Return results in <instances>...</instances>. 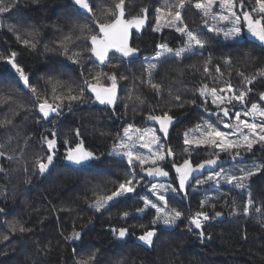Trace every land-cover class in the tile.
<instances>
[{
    "label": "trees",
    "instance_id": "16d2710c",
    "mask_svg": "<svg viewBox=\"0 0 264 264\" xmlns=\"http://www.w3.org/2000/svg\"><path fill=\"white\" fill-rule=\"evenodd\" d=\"M89 2L96 20L103 23L114 20V16L105 15L108 8L114 9V0ZM195 2L186 3L181 10L182 18L189 30L207 40L203 48L181 58L167 55L157 60L158 45H167L172 50L184 46L186 37L174 27L165 26L167 6L177 0H125L126 20L142 15L141 9L149 12L147 28L132 40L138 58L124 60L112 53L107 63L99 66L91 56L89 40L83 38L79 29L80 25L88 24L92 33L98 34V27L92 14L79 9L74 0H4L5 5L14 6L0 14V56L17 53L15 60L28 76L30 85L37 88L40 100L47 98L61 107L59 115L44 119L37 108V95L23 86L6 60L0 59V97L12 98L0 105V121L12 120L10 125L0 127V152L4 153L0 156V209H3L0 264H78L92 254H95L94 264H264L262 143L255 144L250 152L242 151L239 157L245 158V162L219 168L224 175H241V170L260 168L262 171L246 181L244 188L216 185L214 181L198 185L197 181L210 174L205 172L202 177H190L191 182L183 192L167 195L170 207L183 213L172 228H163L159 223L153 225L155 210L146 209L141 214L137 211L144 207L141 197H150L144 179L134 193L119 198L100 212L90 207L98 194H111L129 178V173L143 178L138 164L130 168L125 160L109 153L125 127L144 129L154 125L147 119L149 114L168 112L173 116L174 125L166 145L174 154L163 164L169 173V183L178 188L173 162L179 165L189 159L196 165L209 158L230 160L234 156V152L229 154L210 146L184 144L185 132L204 122L224 131L222 124L231 122L234 111L240 107L237 103L229 106L232 112L228 121L222 116L210 117L208 114L217 109L200 97L198 90L203 85L219 90L230 83L236 91L246 86L251 91L244 109L252 104L264 109V100L260 98L264 77L257 76L250 85L244 80L264 72V49L246 37L231 40L208 33ZM245 5L251 10L256 6L255 0H244ZM157 15L162 19L159 31H154ZM9 25H14V30H9ZM69 34L72 40L65 52L60 42ZM24 39L35 42L36 48L25 46ZM226 60L230 63H225ZM150 63L158 65L151 80L162 86L159 93L146 82L149 77L145 69ZM205 66L209 69L207 74ZM111 75L116 76L117 83L114 104L90 106L85 81L109 87ZM69 88L73 94L84 88L83 99L71 103L54 99L67 96ZM177 95L180 101L175 99ZM261 119L257 117L253 122L260 123ZM53 133L56 134L53 163L41 174L36 160L39 157L46 161L49 152L43 137L51 139ZM80 142L96 158L74 166L65 156L69 147L74 148ZM185 147L189 152L184 151ZM249 200L253 203L249 214L244 215V205ZM201 201L207 203L201 207ZM257 208L261 211L257 212ZM200 211L210 217L208 222H201L204 233L201 238L191 224V218ZM124 212L129 213L128 217L122 216ZM13 224L18 226L15 232L11 228ZM19 225L27 231H19ZM110 228H127V237L118 238L107 231ZM149 230H155V235L153 243L146 245L138 237ZM73 231L83 232L78 244L68 242L67 237Z\"/></svg>",
    "mask_w": 264,
    "mask_h": 264
},
{
    "label": "snow or ice",
    "instance_id": "6c2138e0",
    "mask_svg": "<svg viewBox=\"0 0 264 264\" xmlns=\"http://www.w3.org/2000/svg\"><path fill=\"white\" fill-rule=\"evenodd\" d=\"M191 0H177V3L174 5L167 6V15L165 19L167 20V26L174 27L175 31L182 34L186 37L184 41V46L176 50L173 53V50L168 48L167 45L161 44L157 47L160 49V55L156 57L157 60H160L161 56L165 54H173L176 58H181L185 53L193 52L195 48H203L207 43L206 39L201 38L199 33H193L189 30L188 26L184 23L182 18L181 10L185 7L186 3H190ZM74 4L79 7V9L85 10L88 13L92 14L93 19L97 27L100 30L99 34H93L92 29L88 24L80 25L79 29L84 39L91 41V52L96 56L101 62H104L109 49H115L116 52L120 53L122 57H130L137 49L132 48L128 44V29L131 27H136L139 29L145 23V16L139 15L133 17L131 20L124 19L125 13V0H114V9L108 8L105 12V15L114 16L115 19L110 23H103L95 19V13L90 7L89 0H74ZM219 5V8L223 11L221 14L217 15L213 11L214 5ZM255 5L251 12L244 10V0H239V8L241 14H238L237 11H234V8L237 6L234 0H196L194 7L199 10L202 14L203 22L207 26V31L210 33H215L217 35L222 34L226 39L238 40L242 37V26L241 18H243L244 24L247 27L248 33L251 36L255 37L260 42L264 43V0H255ZM14 4H4V0H0V14L7 13L11 10ZM147 9H141V13H146ZM158 12L160 10L158 9ZM253 12L257 13V16H253ZM162 17L157 15V27L154 31H159L160 21ZM208 20L218 21V22H229L232 27L225 30L224 28L219 27L217 24H212L208 26ZM14 25H9V30H14ZM87 33V35H84ZM102 34V36L100 35ZM29 36L33 33H29ZM79 38V37H78ZM17 39H20V36L17 35ZM72 40L71 34L64 37V40L60 42L61 46L65 48L67 52V43H70ZM22 43L31 48H36V43L29 39H24ZM17 53L12 52L9 56H0V59L6 60L9 65L15 72L19 75V79L23 81V84L26 87H29L31 92L34 95H37L38 90L35 86L30 85L29 78L25 74L22 67L18 65L15 60ZM74 62H79L74 59ZM225 63H230V61H225ZM158 65L156 63H150L145 69L149 80L146 81L153 88L154 91L159 93L162 86L157 83H153L151 77L155 70H157ZM216 71L219 73L220 69L217 68ZM205 74L209 72L207 66L204 68ZM243 76V73H238ZM222 75V74H221ZM257 76L264 77V72H258L256 76L244 77L245 84L250 85L256 79ZM121 79H126L127 77L121 76ZM109 79L112 81L110 87H96L95 85L85 81L87 89L95 94V99L98 100L101 104L112 105L116 100V76L111 75ZM145 82V81H142ZM55 92V88L53 89ZM200 97L204 100H207L209 96L211 97L212 103L216 106L217 110L223 114L224 117H230V107L234 106L235 103L241 105L245 104L246 97L248 92L251 91L250 88L245 86L244 90L236 91L233 89L232 85L226 84L225 87L220 88H209L207 85H203L199 90ZM85 89L81 88L78 94H73V89H68L67 96H56L54 99L57 101L68 100L70 103L73 101H81L84 97ZM131 98V96L129 97ZM261 100H264V92L260 93ZM12 98L10 96L0 97V105L10 101ZM139 99V97H137ZM177 101L181 100V97L177 95L175 97ZM195 103V101H191ZM61 105L59 103H51L47 98L40 100V97L37 95V108L39 113L44 119L50 117L51 114L55 113L59 115V109ZM15 115V113H14ZM244 116L260 117V123H252L247 120L241 119V113H235V123L225 122L223 127L225 129H232V132L221 131L219 128L207 124L205 127L197 125L195 129H190L184 134V144L187 146H210L212 148H218L221 151L229 152L232 154L234 152L233 158L239 157L242 151H251L253 146L257 143L264 144V109L258 107L256 104H252L251 110L243 113ZM147 119L156 121L159 124L158 131L164 133L165 137L168 134L169 125L173 122V116L168 112H164L162 115L149 114ZM12 123L11 119H5L0 121V127H5ZM247 130V131H245ZM193 132H199V136H192L189 138ZM156 129H133L131 125L124 128L123 136H117L116 143L113 148V155H118L126 158L128 166L134 167L139 165L141 172L146 173L147 176H168V172L164 170L161 166V163L165 161L167 157L173 156V150L171 148L165 149L164 145L160 143V137L157 136ZM79 132L77 131V136ZM56 134L53 133L51 139L48 137H43V140L47 143L49 154L46 157V161L41 160L39 157L36 160V166L39 169L41 174L45 173L49 166L53 163L54 159V149L56 146ZM235 137V138H232ZM69 141H65V144H68ZM2 147V145H0ZM137 148L147 150L146 153L137 151ZM184 151L189 152V148L185 147ZM4 153L0 152V156H3ZM218 156V153H217ZM96 158L94 153L86 150L83 147V142L77 143L75 147H69L67 149V154L65 159L73 164L81 165L92 159ZM11 159V157H9ZM218 163L217 158H209L202 161L199 164L193 165L189 159H185L182 164L177 165L173 162V168L177 173L178 177V188L172 187L171 184H152L149 191L152 196L155 197L157 202L149 199L148 197H141L144 207L138 208V212H145L148 210H155V216L153 218V225L162 222L164 225H173L175 222L183 215V213L174 208L170 207L168 199H166L165 193L167 192H183L185 190L186 183L189 181L190 177H193V174L205 169L206 167H212ZM147 165V167H146ZM260 168H254L250 170H241V175H223L217 174L222 178L227 184L234 185L236 188H244L245 182L248 181L251 177L255 176L257 173L261 172ZM217 176H208L205 180L197 181L198 185L208 183L209 181H215L219 183ZM143 178H137L134 172L129 173V178L120 183L118 188L111 192V194L103 195L98 194L94 202L90 205L95 211L100 212L101 209L110 206L111 202H116L121 197H126L127 194L134 193L137 186L142 184ZM207 201H201V207H203ZM253 202L249 200L244 205V215L249 214V206ZM3 209H0L2 212ZM257 212H260L261 209L257 208ZM129 213L124 212L122 216L124 218L128 217ZM220 213L217 212L216 216H219ZM202 218V219H201ZM209 215L200 211L196 213V216L191 218V224L195 225V228H201V222L209 220ZM17 224L11 226L12 231H17ZM191 230V229H190ZM19 231L24 232L27 229L23 225H19ZM127 228L112 229L113 235L118 236V238H124L127 234ZM155 235V230L145 231L143 235H140L138 239L143 241L146 245H151L153 243V237ZM201 237L204 236L203 232H200ZM80 233L73 232L70 237L67 239H79ZM4 239H8L7 236ZM95 254H92L88 257L87 260H81L78 264H94Z\"/></svg>",
    "mask_w": 264,
    "mask_h": 264
},
{
    "label": "rangeland",
    "instance_id": "374dc122",
    "mask_svg": "<svg viewBox=\"0 0 264 264\" xmlns=\"http://www.w3.org/2000/svg\"><path fill=\"white\" fill-rule=\"evenodd\" d=\"M234 2L236 3V7L234 8V11H237V8H238V5H239V0H234ZM245 7H246V9L248 10L249 9V11L251 12V10L254 8V7H256V6H253L252 8H251V10H250V8L248 7V6H246L245 5ZM245 9V10H246ZM213 11H214V13H216L217 15H219V14H221V12L223 11L222 9H220L219 8V5L217 4V5H214V7H213ZM253 14V16H257V13H255V12H253L252 13ZM258 17V16H257ZM208 26H211L212 24H217L219 27H221V28H224L225 30H227L228 28H230V27H232V25L229 23V22H218V21H212V20H208ZM167 25V23L165 24V26ZM241 26H242V37L240 38V39H243L244 37H245V30L243 29V23H242V20H241ZM205 30L207 31V27L205 28ZM208 32V31H207ZM208 33H210V32H208ZM215 36H218V37H220V38H222V39H226L222 34H220V35H217V34H215V33H213ZM231 40H233V39H231ZM199 48H195L193 51H196V50H198ZM176 50H178V49H174L173 50V53L176 51ZM158 55H160V49L157 47V53H156V55H155V57H157ZM167 55H173V54H165V55H163V56H167ZM91 98V97H90ZM91 100H92V98H91ZM208 101H209V103L212 105V107L213 108H215V109H217L216 108V106L212 103V101H211V97L209 96V98L207 99ZM238 105H240V107H238V109L236 110V111H234V113H233V115H232V118H231V122L230 121H228V122H230V123H235V113L236 112H240L241 113V119H244V120H247V118H249V121L248 122H252V123H254L253 121L255 120V118H257L258 116H256V117H252V116H244L243 115V113L244 112H246V111H250L251 110V107L250 108H248V109H244V106L243 105H241V104H239V103H237ZM258 107H260V106H258ZM261 108V107H260ZM52 116L53 115H55V113H53V114H51ZM50 115V116H51ZM259 118V117H258ZM153 124L154 125H150V126H148V127H146V128H144V129H149V128H152V129H156L157 130V136H159L160 137V143L161 144H163L164 145V147H165V149H167V148H169L167 145H166V142L164 141V139H163V136L160 134V132L158 131V128H157V126H156V121H153ZM207 124H209L208 122H204V123H202L200 126L201 127H205ZM222 126H223V124H222ZM128 127V126H127ZM126 128V127H125ZM133 128V127H132ZM133 129H137V128H133ZM225 132H232L233 130L232 129H225L224 130ZM245 131H247V130H245ZM123 134H124V129H123V131H122V134H121V137L123 136ZM199 136L200 135V133L199 132H193L191 135H190V137L189 138H192V136ZM232 138H235V137H232ZM114 148V147H113ZM113 148L110 150V154L111 155H113L112 153H113ZM137 151H140V152H144V153H146V151L147 150H145V149H140V148H137ZM113 156H115V157H118V158H120V159H122V160H125L126 162H127V160H126V158H124V157H122V156H118V155H113ZM168 160V157L165 159V161H163L162 163H161V165H163V167H165V165L163 164V163H166V161ZM146 167H147V165H146ZM211 167H206V169H210ZM221 169V168H220ZM220 169H218L216 172H211L210 174H207V175H205V176H203V178H202V180H205L208 176H217V174H223V172H222V170H220ZM200 172V171H199ZM224 175V174H223ZM146 176V178H143L144 180H145V182H146V184H145V191L146 192H148V194H149V196L150 197H148L149 199H151V200H153L154 202H157V203H159L158 201H156V199H155V197L154 196H152V194H151V192L149 191V189H150V187H151V185L152 184H171V183H169L170 182V180H169V174H168V176H156V178H157V180H154V181H152L151 183H148L149 181H148V178L147 177H149V176H147V175H145ZM201 179V178H200ZM217 179H219V183L218 184H227L222 178H220L219 176H217ZM196 180H198V179H196ZM177 182H178V177H177ZM190 182H191V178L189 179V181L186 183V186H188L189 184H190ZM215 182V181H214ZM172 185V184H171ZM216 185H217V183H216ZM185 186V187H186ZM172 187H175L174 185H172ZM130 194H132V193H130ZM171 195V194H176V192L175 193H173V192H167V193H165V196H167V195ZM128 195V194H127ZM112 203V202H111ZM110 203V204H111ZM102 210V209H101ZM139 214H141V212H139ZM176 223V222H175ZM159 224H161L162 225V227L163 228H172L175 224H173V225H164L162 222H160ZM74 232V231H73ZM73 232L68 236V237H70L72 234H73ZM75 232H79L80 233V238H81V232L80 231H75ZM80 238L79 239H68V242L69 243H73V244H78L79 243V241H80ZM143 242V241H142Z\"/></svg>",
    "mask_w": 264,
    "mask_h": 264
},
{
    "label": "water",
    "instance_id": "95a60500",
    "mask_svg": "<svg viewBox=\"0 0 264 264\" xmlns=\"http://www.w3.org/2000/svg\"><path fill=\"white\" fill-rule=\"evenodd\" d=\"M238 12H241L240 8H238ZM142 15H144V16L146 17V18H145V23H144L139 29H137L136 27H131V28L128 29V44H129L130 47H132L133 36H134V35H137V36L141 35V34L145 31V29L147 28V26H148V24H149V12H148V10H147L146 13H143ZM114 19H115V18H114ZM124 19H125V18H124ZM131 19H132V18H131ZM131 19H129V20H131ZM125 20H126V19H125ZM242 21H243V18H242ZM243 22H244V21H243ZM244 25H245V24H244ZM245 29H247L246 25H245ZM99 33H100V30H99V28H98V34H99ZM100 35L102 36V34H100ZM89 45H90V48H91L92 45H91V41H90V40H89ZM257 45H258L260 48H263V49H264V43L260 42L259 40H257ZM132 48H133V47H132ZM112 53H114L115 55H117V56L123 58L124 60H132V59H137V58H138V51H136L135 53H133L130 57L124 58V57L121 56L120 53L116 52L115 49H109V50H108V53H107V56H106V59H105L104 62H101L96 56H94V55L92 54V52H91V56H92L93 60H94L99 66H103V65H105V64L107 63V61H108V57H109V55L112 54ZM12 69H13V68H12ZM13 70H15V69H13ZM21 83L23 84V81H21ZM93 85H95V86L98 87V88L101 87V86H98V85H96V84H93ZM23 86H25V85L23 84ZM109 87H110V86H109ZM87 93H88V95L92 98V101H91V103H90V106H100V107H101V106H111V105H107V104H101L98 100L95 99V94H94L93 92H91L90 90H88V89H87ZM199 95H200V94H199ZM116 97H117V89H116ZM115 101H116V100H115ZM112 105H113V104H112ZM230 112H232V110H230ZM208 115H209L210 117H213V118H215V117H219V116H222L223 119H224L225 121H228V120H229V117H224L223 114H222L221 112H219L218 110H216V111L213 112V113H209ZM173 125H174V121L172 122L171 125H169L168 133H169V131L172 129ZM156 126H157V128L159 129V124H158L157 122H156ZM160 134L163 136V139H164V141L166 142L167 139H168V134H167L166 137H165L164 133H161V132H160ZM45 147H46V149L48 150L47 143L45 144ZM55 149H56V146H55ZM237 162H245V158H243V157H236V158H232V159H230V160H218V163H217L216 165H213L212 168H210V169H206V170H203L201 173H196V174H194V175H193V178L200 177V176H202L205 172L210 173V172H212V171H216L219 167H221V166H225V165H227V164H229V163H237ZM70 163H71V162H70ZM71 164L74 165V166H79V165H76V164H73V163H71ZM161 166L163 167V165H161ZM201 219H202V218H201ZM216 220H218V219H216ZM208 221H209V220H207V221H203V220H202V222H208ZM192 226H193V229H194L195 231H197V232H198V235H199V233L201 232V228H200V229H197V228H195V225H193V224H192ZM112 229H113V228L107 229V231L113 233V232H112ZM115 229H116V228H115ZM82 233H83V232H81V234H82ZM125 237H127V234H126ZM125 237H124V238H125ZM198 237L201 238L200 235H199Z\"/></svg>",
    "mask_w": 264,
    "mask_h": 264
},
{
    "label": "flooded vegetation",
    "instance_id": "af4514ba",
    "mask_svg": "<svg viewBox=\"0 0 264 264\" xmlns=\"http://www.w3.org/2000/svg\"><path fill=\"white\" fill-rule=\"evenodd\" d=\"M238 8H239V5H238ZM244 10H245V7H244ZM238 14H241V12H239ZM258 18V17H257ZM245 30V29H244ZM246 31V30H245ZM245 37L247 38V39H249V40H251V41H253L254 43H256L257 44V39L255 38V37H253V36H251V34L250 33H248V31H246L245 32ZM164 168V167H163ZM143 174V178H146V173H142ZM194 174H196V173H194ZM193 174V175H194ZM148 178V183H151L152 181H154V180H157V178H156V176H149V177H147Z\"/></svg>",
    "mask_w": 264,
    "mask_h": 264
}]
</instances>
